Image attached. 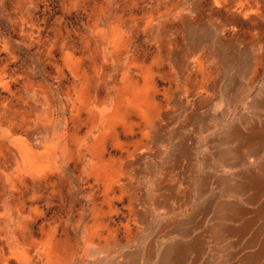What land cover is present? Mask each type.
Wrapping results in <instances>:
<instances>
[{"label":"rangeland","instance_id":"obj_1","mask_svg":"<svg viewBox=\"0 0 264 264\" xmlns=\"http://www.w3.org/2000/svg\"><path fill=\"white\" fill-rule=\"evenodd\" d=\"M262 101L264 0H0V264H264Z\"/></svg>","mask_w":264,"mask_h":264},{"label":"crops","instance_id":"obj_2","mask_svg":"<svg viewBox=\"0 0 264 264\" xmlns=\"http://www.w3.org/2000/svg\"><path fill=\"white\" fill-rule=\"evenodd\" d=\"M258 106H259V108H258L259 110L264 111V101H262L260 104H258ZM260 107H261V108H260ZM257 129H258V130H257ZM260 130H261L262 132H261ZM236 131H237V130H236ZM257 131H260L261 134H264V126L261 125V126H259L258 128L249 131L248 134L245 135L244 137H246V139H250L249 137H251V138L254 137ZM257 152H258V153H257ZM247 153H248V152H247ZM250 154H251V156H253L254 160H258V158H259L260 160L264 161V156H263V155H259V150H257L255 153H252V152L249 153L248 156H249ZM242 160H243V157L241 156L238 160H236L235 162H233V164H229V163L223 161V163H224L223 166H224V167H231V166H234L235 164H237L238 161H239V162H242ZM262 176L264 177V174H263ZM249 183H250V184H254V185H261L260 183H262V177H261L259 180H258V179H257V180L249 179V182H247V184L242 185V186L249 185ZM244 226L246 227V224H244ZM260 253H263V251L260 252Z\"/></svg>","mask_w":264,"mask_h":264}]
</instances>
